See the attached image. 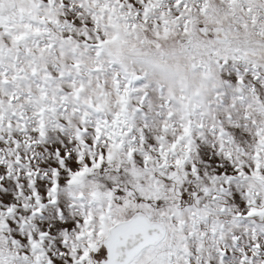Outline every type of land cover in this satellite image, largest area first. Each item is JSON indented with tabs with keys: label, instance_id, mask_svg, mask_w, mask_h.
Segmentation results:
<instances>
[{
	"label": "snow or ice",
	"instance_id": "obj_1",
	"mask_svg": "<svg viewBox=\"0 0 264 264\" xmlns=\"http://www.w3.org/2000/svg\"><path fill=\"white\" fill-rule=\"evenodd\" d=\"M0 264H264V0H0Z\"/></svg>",
	"mask_w": 264,
	"mask_h": 264
}]
</instances>
